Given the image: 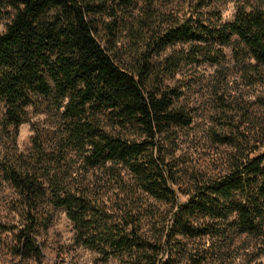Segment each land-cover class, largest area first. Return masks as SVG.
I'll list each match as a JSON object with an SVG mask.
<instances>
[{
	"label": "trees",
	"instance_id": "trees-1",
	"mask_svg": "<svg viewBox=\"0 0 264 264\" xmlns=\"http://www.w3.org/2000/svg\"><path fill=\"white\" fill-rule=\"evenodd\" d=\"M171 2L0 0L3 130L18 131L28 109L46 102L62 120L55 145L36 127L29 152L1 162L18 219L0 222L13 258L3 264H47L39 238L52 222L50 207L66 211L78 244L125 264H177L184 240L231 231L255 238L264 254V116L221 101V131L212 136L228 149L223 169L192 173L183 189L166 157V144L195 117L187 76L169 81L187 66L220 64L227 47L251 83L262 80L264 8L239 7L223 22L208 0ZM101 167L122 193L117 208L105 201L106 184L85 177ZM143 195L170 206L159 223Z\"/></svg>",
	"mask_w": 264,
	"mask_h": 264
},
{
	"label": "rangeland",
	"instance_id": "rangeland-1",
	"mask_svg": "<svg viewBox=\"0 0 264 264\" xmlns=\"http://www.w3.org/2000/svg\"><path fill=\"white\" fill-rule=\"evenodd\" d=\"M170 0H167L169 2ZM172 5L182 7V0H171ZM166 2V1H165ZM211 7L220 12L222 21H230L239 7L257 5L264 8V0H208ZM7 20H0V32L5 30ZM226 57L220 64H202L198 67L187 66L177 74L170 83L183 80L187 76L186 96L189 105L193 107L194 121L189 127L178 128L175 142L166 144L167 160L174 165L179 173L180 189L190 183V176L195 172L217 173L222 168V162L228 149L219 145L212 136L213 131H221L218 124L224 116L219 104L226 101L230 105L241 104L248 107L252 115L264 116L261 99L264 97V78L251 83L244 65L237 63L233 58L231 47L225 49ZM264 77V66H261ZM231 114V113H229ZM0 114V222L17 223L10 210L12 190L4 179L1 162H15L21 154H27L32 147V140L36 127L43 129L47 146H53L58 141L61 127V111L43 103L38 107H30L27 122L20 126L18 131L3 130ZM76 159V158H75ZM74 168L79 163L70 162ZM76 171V170H75ZM105 168H97L85 174L87 180H97L106 191L105 201L113 207H119L120 197L118 186L109 179ZM80 174L84 175L82 171ZM77 172H74L76 176ZM82 175L80 178H82ZM178 188V186H177ZM181 200L186 196L179 193ZM146 207L153 209L150 221L159 223V212L164 213L170 206L154 201L146 195L141 197ZM53 214L50 226L39 238L44 243L43 253L47 264H125L116 257L104 259L96 250L78 244L75 240V229L63 208H49ZM148 212H145L147 214ZM166 213V212H165ZM143 221H146L143 219ZM11 236L0 228V264L13 258L8 255L7 247ZM183 257L177 264H191L187 261L188 253L205 255L208 259L201 264H264V254L257 255L258 241L247 235L236 232L227 233L226 237L205 236L196 239L184 240Z\"/></svg>",
	"mask_w": 264,
	"mask_h": 264
}]
</instances>
